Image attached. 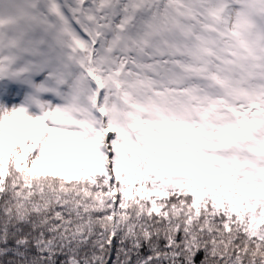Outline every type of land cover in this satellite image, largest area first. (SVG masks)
Segmentation results:
<instances>
[{
    "label": "snow or ice",
    "instance_id": "6c2138e0",
    "mask_svg": "<svg viewBox=\"0 0 264 264\" xmlns=\"http://www.w3.org/2000/svg\"><path fill=\"white\" fill-rule=\"evenodd\" d=\"M0 264H264V0H0Z\"/></svg>",
    "mask_w": 264,
    "mask_h": 264
}]
</instances>
